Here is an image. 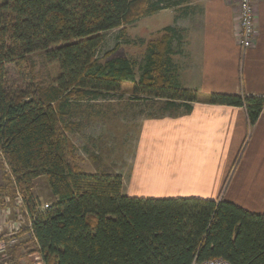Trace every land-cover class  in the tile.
Instances as JSON below:
<instances>
[{"label": "trees", "instance_id": "obj_1", "mask_svg": "<svg viewBox=\"0 0 264 264\" xmlns=\"http://www.w3.org/2000/svg\"><path fill=\"white\" fill-rule=\"evenodd\" d=\"M170 2L0 0V155L24 194L42 264H192L211 259L264 264V214L222 199L130 198L120 175L105 169L85 173L73 163L76 147L69 134L76 124L71 119L83 104L121 98L125 84H131V100L139 102L133 109L147 108L150 101V108L161 114L178 107L189 111L197 101L195 91L177 83L171 62L173 28L147 41L139 62L117 56L118 44L98 57L103 34H122ZM36 53L57 66L55 85L32 92L14 88L6 65L17 71L26 66L30 73ZM208 103L242 108L252 127L264 97L211 94ZM92 114L103 115L97 109L89 110ZM38 178L46 180L54 198L42 211L28 201Z\"/></svg>", "mask_w": 264, "mask_h": 264}, {"label": "crops", "instance_id": "obj_2", "mask_svg": "<svg viewBox=\"0 0 264 264\" xmlns=\"http://www.w3.org/2000/svg\"><path fill=\"white\" fill-rule=\"evenodd\" d=\"M170 3L158 13L172 20L164 28L175 30L171 62L178 85L195 91L197 101L189 111L178 107L161 114L150 108V101L140 109L128 188L121 171L103 169L120 175L130 198L222 199L264 214V107L250 127L242 108L208 103L211 94L264 97V0H253L255 36L245 52L237 42L234 3Z\"/></svg>", "mask_w": 264, "mask_h": 264}, {"label": "rangeland", "instance_id": "obj_3", "mask_svg": "<svg viewBox=\"0 0 264 264\" xmlns=\"http://www.w3.org/2000/svg\"><path fill=\"white\" fill-rule=\"evenodd\" d=\"M170 22H172L170 17L157 13L125 27L122 34L121 30L106 32L103 34L98 57L118 44L117 56L139 62L147 40L157 37V32H161ZM30 61L33 66L30 73L26 66L17 71L13 64L6 65L8 80L14 88L32 92L41 86H54L58 76L57 66L48 64L42 53L33 54ZM122 89L118 94L121 98L111 96L109 100L92 106L83 104L80 107L81 113L71 119L76 128L69 137L76 147L73 163L80 171L94 173L103 168L121 171L124 186L128 188L130 163L135 153L139 124L142 123L143 117L140 108L133 109L131 104V84H125ZM92 109L100 110L103 115L89 116V110ZM30 193L28 201L36 211L44 210L54 201L44 178L32 182ZM23 195V192L14 186L9 170L0 155V241L4 243L9 240L15 241V244L6 246L4 257H0V264H42L34 250L30 219Z\"/></svg>", "mask_w": 264, "mask_h": 264}, {"label": "built area", "instance_id": "obj_4", "mask_svg": "<svg viewBox=\"0 0 264 264\" xmlns=\"http://www.w3.org/2000/svg\"><path fill=\"white\" fill-rule=\"evenodd\" d=\"M234 3L238 8V33L237 42L242 52H245L253 45L255 36L254 25V8L253 0H226ZM15 244L14 240H9L7 243L0 241V257H4L6 246ZM192 264H229L222 259H211L206 261L197 262Z\"/></svg>", "mask_w": 264, "mask_h": 264}]
</instances>
